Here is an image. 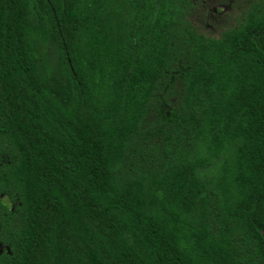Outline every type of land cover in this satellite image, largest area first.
I'll return each mask as SVG.
<instances>
[{
    "label": "trees",
    "instance_id": "16d2710c",
    "mask_svg": "<svg viewBox=\"0 0 264 264\" xmlns=\"http://www.w3.org/2000/svg\"><path fill=\"white\" fill-rule=\"evenodd\" d=\"M0 264H264V0H0Z\"/></svg>",
    "mask_w": 264,
    "mask_h": 264
}]
</instances>
